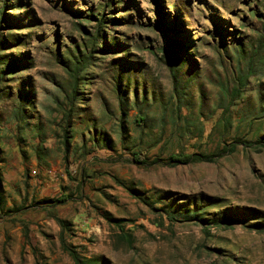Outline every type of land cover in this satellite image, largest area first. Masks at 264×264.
I'll return each instance as SVG.
<instances>
[{"label": "rangeland", "instance_id": "rangeland-1", "mask_svg": "<svg viewBox=\"0 0 264 264\" xmlns=\"http://www.w3.org/2000/svg\"><path fill=\"white\" fill-rule=\"evenodd\" d=\"M263 15L264 0H0V55L16 68L0 83L1 195L6 207L23 206L0 216V264H75L57 217L71 223L66 245L98 264H264V231L249 226L264 221V148L237 145L213 162L175 165L131 157L144 146L150 159L209 153L264 135V54L254 55ZM166 27L181 39L174 63L161 55ZM97 32L66 152L58 126L70 81L63 63ZM20 92L30 95L21 143L13 115ZM137 110L146 116L142 131ZM38 122L42 158L32 149ZM63 195L55 206L37 203ZM192 201L208 204V217L231 209L249 220L211 226L208 235L160 210L183 211Z\"/></svg>", "mask_w": 264, "mask_h": 264}, {"label": "trees", "instance_id": "trees-1", "mask_svg": "<svg viewBox=\"0 0 264 264\" xmlns=\"http://www.w3.org/2000/svg\"><path fill=\"white\" fill-rule=\"evenodd\" d=\"M261 18V25L260 28L257 30V37L254 45V55L261 57L264 54V15L260 17ZM94 19L96 20V24L100 27V25H104L105 17L94 15ZM166 30V32H165ZM163 30V36L165 37V44L160 47L161 55L169 57L168 61L169 63H174L176 60V56L178 55V50L182 46L180 37L176 36L175 33H172L169 30H172L171 27H166V29ZM99 32H97V35L90 36L87 38L89 41H87V45H84L83 51L79 52L76 50L75 55H72V58H68L64 61L63 66L65 70L67 71L69 75V90L66 92L64 96V107L61 109V123H59V127L61 129V144L63 145L64 150L67 152L69 148L70 138L72 137L71 128V116L73 113V107L74 102L78 97V94L80 92L78 91L80 79L82 77V73L91 65H94V53L96 52V46L98 45V37ZM2 41L0 39V48L2 45ZM0 64H5L6 68L2 69L0 71V83L3 77L12 72L15 71L16 68H13V62L6 61L5 55H0ZM175 70L172 71L173 75L175 76ZM235 93L237 94L239 89L237 87L234 88ZM30 95L29 93L25 94V96L22 95V92L18 94L17 103L14 106L13 109V115L17 124L18 128V134H17V141L21 143V141L25 140V137H23L22 132L27 128L29 125V122L27 121V111H26V105L30 103L29 101ZM58 108H59V99L57 100ZM61 104V103H60ZM263 106V105H262ZM260 108V111L264 112V109ZM118 107L121 111V117L122 119H125L127 116V108H126V101L119 97L118 100ZM224 127L227 128V125L229 124V120L224 117ZM146 122V116L139 110L135 113L134 116V125L136 128L142 129L144 128ZM44 126L42 123L38 122L34 125H31L30 130H32L35 137L38 138L37 142L34 143L32 146V149H34V153L38 158H42L41 154L45 153L46 148L43 146V142L45 140L44 137ZM59 137V134H57ZM109 143V142H107ZM237 145H241L244 148L250 147V146H258L260 149L264 148V135L258 136L255 140H247V139H239L238 137L233 139L232 141L224 144L222 147H220L218 150L214 152H201V151H195V152H186V151H178L170 153L167 157H163L160 155H157L153 157L152 159L149 158V147L144 146L140 149H134L131 151V157L134 162L140 163V164H154V163H162L167 165H175V164H187L191 162H213L217 158L221 157L225 153L230 154L235 151V148ZM109 146V145H108ZM23 150V149H21ZM126 188L131 192L133 195L141 196L142 194L137 190L134 189L132 186H126ZM65 195L61 197L56 198H50V197H43L40 200L37 201V203L40 206H55L62 201L65 200ZM204 200H207L205 198ZM191 207H188L184 204L185 209L183 211L181 209H178L177 211H166V209H160L162 211H165L167 214V218L173 222V221H189L198 223L202 226L203 231L209 235V229L211 226H217V227H229L233 223L241 222L245 223L249 219H247V215H242L236 210H223L218 213L214 212V215H210L208 217V211L205 209L208 204L200 205L199 203L192 201ZM23 209V206L20 207H6L5 205V199L1 195V177H0V216L2 215H10L14 212H18ZM259 218V217H257ZM113 222H115L118 226H120V230H123V227L121 225L122 219H114L111 218ZM57 222L60 226L61 230V244L65 251L69 254L71 259L75 264H98V259L96 257H88L84 256L76 249H72L65 243V239L62 235L65 230H69L71 228V223L67 222L66 220L57 217ZM249 226L257 231H264V221H258L253 222L249 224ZM27 236V235H26ZM128 243L132 242V236L130 233H125L122 235Z\"/></svg>", "mask_w": 264, "mask_h": 264}]
</instances>
